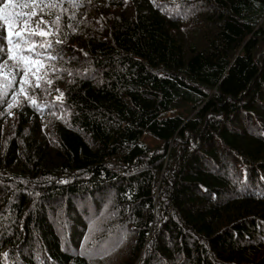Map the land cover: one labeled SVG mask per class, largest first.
Here are the masks:
<instances>
[{"label": "trees", "instance_id": "obj_1", "mask_svg": "<svg viewBox=\"0 0 264 264\" xmlns=\"http://www.w3.org/2000/svg\"><path fill=\"white\" fill-rule=\"evenodd\" d=\"M10 10L50 35L25 77L0 22V264H264V0Z\"/></svg>", "mask_w": 264, "mask_h": 264}, {"label": "snow or ice", "instance_id": "obj_2", "mask_svg": "<svg viewBox=\"0 0 264 264\" xmlns=\"http://www.w3.org/2000/svg\"><path fill=\"white\" fill-rule=\"evenodd\" d=\"M32 4L33 7H35L36 4V0H32ZM16 5V0H3V3L0 4V22H3V25L5 27V32H6V42L8 44V49H7V53H8V58L9 59H13V60H19L23 65H24V76H28L29 75V70L31 68L32 65H40V60L39 59H31L25 55H16L14 53V49H19L20 48V44L23 43L25 45H27V49H21V51H28L31 52L35 55H39L37 53H35V48L37 47L36 44L32 43V37L34 36H40V37H44L47 38L50 33L43 31V30H39V31H33L31 28L27 27V20L31 19L32 16L36 15L35 10H33L30 14L29 13H21V12H13L10 9L12 7H14ZM21 7H24L25 5H20ZM21 17L25 18V26L22 27L20 30H16L18 25L16 24V21L18 19H20ZM44 21L40 20L38 21V25L39 24H43ZM27 37V38H26ZM14 39L17 40V43L14 44ZM61 41H57V43H60ZM51 46V42L47 41L44 44H40L39 47L40 48H46V47H50ZM51 58V57H50ZM6 65L4 64L3 61H0V76H3L4 73L2 72V69L5 67ZM34 75V73H33ZM37 80V83L35 85V87H39V80L40 77L36 76L35 77ZM14 79V76L13 78ZM12 79H9L7 82V85H3L0 84V95H5L6 93L3 92V88L6 86H10L12 83ZM21 81L22 84H26L28 83V81L26 79H24V77H21ZM48 83H51V81H47ZM20 93H24V87H21L19 89ZM14 96L16 95L15 93L13 94ZM63 96V93L60 94V96L57 97V99H61ZM29 99H31V97H28ZM33 103H35V101H33ZM9 108L12 107V104L8 105ZM9 115H11V113H8ZM85 239H87V237H85ZM82 256L84 255L83 252L80 253Z\"/></svg>", "mask_w": 264, "mask_h": 264}]
</instances>
